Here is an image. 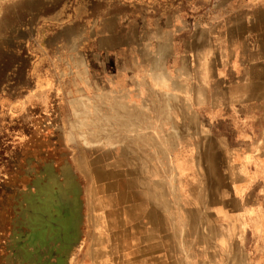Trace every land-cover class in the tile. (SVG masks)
<instances>
[{"label":"rangeland","instance_id":"374dc122","mask_svg":"<svg viewBox=\"0 0 264 264\" xmlns=\"http://www.w3.org/2000/svg\"><path fill=\"white\" fill-rule=\"evenodd\" d=\"M259 58L264 0H0V264L34 263L25 217L44 197L27 200L67 181L80 236L68 264H84L83 234L95 225L104 247L87 264H264V168L259 176L228 166L244 153L233 129L227 134L232 121L222 120L221 150L204 143L197 154L190 140L163 167L167 154L154 145L149 154L145 139L138 154L129 133L122 151L95 160L83 112L87 84L101 72L113 81L119 69L129 100L139 86L141 102L150 89L199 106L213 81L226 89L231 65L237 76ZM255 122L241 139L256 138Z\"/></svg>","mask_w":264,"mask_h":264},{"label":"crops","instance_id":"0c3cea01","mask_svg":"<svg viewBox=\"0 0 264 264\" xmlns=\"http://www.w3.org/2000/svg\"><path fill=\"white\" fill-rule=\"evenodd\" d=\"M231 70H233L234 77L227 80L226 89L221 86L220 80L213 81V87L209 88V100L203 101L199 106L189 104L187 94L182 92L172 97L168 91H165L160 95L156 94L157 97H151L150 89H143L146 98L141 102L139 86L129 88V93L133 97L129 100L123 94L125 91L119 69L113 81L111 80L112 74L108 76V73L105 72L106 75H104V72H101L98 81L89 82L87 91L85 90L87 97L84 101L83 112L89 119L90 127H87L92 129L90 135L93 137L84 140L86 151L91 152L95 147V152H100L95 160H102L105 154L110 155L119 146V150L122 151L123 137L125 133H129L132 136L131 142L138 146V151H136L138 154L141 149L146 150L140 147V144L147 140L145 143H148V153L150 154L151 146L154 145L155 152H162L165 156L167 154L163 167H166V163L170 167L169 160H171L172 153L187 146V141H195L192 143L195 144L197 154L206 149L199 145L204 143L212 145L213 153L221 150V144L225 143L221 138V133L226 129L222 120L229 119L236 127H228L227 134H231L230 129H233L234 136L237 137L236 143L242 145L244 153L241 159L239 157L234 159L232 164L228 163V166L253 167L259 176L262 175L264 127L261 123L264 119V58L243 64V72L237 76L236 67L233 68L231 65ZM238 71L241 72V68ZM255 120L258 122H255L254 126H260L255 130L258 133L256 138L241 139L242 134L253 136L247 129L252 128V121ZM197 154L198 164L200 159L203 161V158ZM139 157H136V162L139 161ZM95 163L93 162V165ZM139 167L137 165V170L140 169ZM97 174L95 178L101 179L102 182L104 177L101 171ZM161 177L163 176H160V182L165 184L166 179H161ZM156 182L159 181H153V183ZM95 227L83 234L84 241H86L83 246L84 264H87L86 261L93 255L102 256L104 247V241L101 238L102 229H97L100 227L98 225ZM92 237H95L94 243Z\"/></svg>","mask_w":264,"mask_h":264},{"label":"bare ground","instance_id":"6f19581e","mask_svg":"<svg viewBox=\"0 0 264 264\" xmlns=\"http://www.w3.org/2000/svg\"><path fill=\"white\" fill-rule=\"evenodd\" d=\"M50 181V180H49ZM51 182V181H50ZM53 184L42 186L36 193L30 195L27 203L30 205L33 198L44 197L36 207L28 208L32 215H26L25 222L29 227L30 233L26 237V259L33 264H50L53 260L57 264L66 245H71L77 235V224L79 222L78 207L75 200H67V192H74L75 186L72 181H67L63 185L57 186L56 192ZM65 193V195H64ZM64 196L66 201L64 200ZM66 208H68V213ZM51 211H55L52 216ZM67 213V224L65 216ZM53 219L58 222L54 224ZM65 223V224H64ZM28 248V249H27ZM53 257V258H52ZM55 257V258H54Z\"/></svg>","mask_w":264,"mask_h":264},{"label":"water","instance_id":"95a60500","mask_svg":"<svg viewBox=\"0 0 264 264\" xmlns=\"http://www.w3.org/2000/svg\"><path fill=\"white\" fill-rule=\"evenodd\" d=\"M79 240H80V236L77 237V235H76L73 243L69 246L68 245L65 246L64 252H62V256L60 259L61 263H59V264H68L69 254H70L72 249H74V248H76V246H78ZM50 264H57V261L55 262L53 260Z\"/></svg>","mask_w":264,"mask_h":264},{"label":"trees","instance_id":"16d2710c","mask_svg":"<svg viewBox=\"0 0 264 264\" xmlns=\"http://www.w3.org/2000/svg\"><path fill=\"white\" fill-rule=\"evenodd\" d=\"M13 169H14V168H13ZM13 169H12V170H13ZM3 190H4V187H3V185L0 183V193H1ZM4 193H7V190H5Z\"/></svg>","mask_w":264,"mask_h":264}]
</instances>
